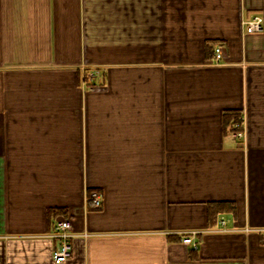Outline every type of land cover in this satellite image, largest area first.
<instances>
[{
	"label": "crops",
	"instance_id": "0c3cea01",
	"mask_svg": "<svg viewBox=\"0 0 264 264\" xmlns=\"http://www.w3.org/2000/svg\"><path fill=\"white\" fill-rule=\"evenodd\" d=\"M256 14L264 0H0V264H56L62 218L64 264H264ZM218 201L235 211L210 223Z\"/></svg>",
	"mask_w": 264,
	"mask_h": 264
},
{
	"label": "built area",
	"instance_id": "2783aa9c",
	"mask_svg": "<svg viewBox=\"0 0 264 264\" xmlns=\"http://www.w3.org/2000/svg\"><path fill=\"white\" fill-rule=\"evenodd\" d=\"M244 23L246 25V30L249 33H260L264 31V17L262 15L256 14L252 18L246 20ZM214 57L217 61L223 57L222 47H216ZM87 76L90 79H93L95 73L88 72ZM231 134L235 139L240 140L245 138L246 129L244 126L243 114H240L239 118L233 123ZM89 200L96 208L102 206V196L97 190H92L89 193ZM225 223V220L222 219L221 224L225 225ZM195 233L196 231H192V235L185 236L183 241L186 244H191L194 247H197V243L194 240ZM77 236L78 234L72 230V224L69 219L62 218L57 221L55 232L52 234V237L58 240V244L53 252V260L56 264H64L72 258L74 254V238Z\"/></svg>",
	"mask_w": 264,
	"mask_h": 264
},
{
	"label": "trees",
	"instance_id": "16d2710c",
	"mask_svg": "<svg viewBox=\"0 0 264 264\" xmlns=\"http://www.w3.org/2000/svg\"><path fill=\"white\" fill-rule=\"evenodd\" d=\"M229 118L231 120V123L233 125V123L239 118V114L238 113H230L228 114ZM92 190L89 191V193ZM236 206L231 203V202H227V201H218V202H210L208 204V218L210 223L215 220L218 216H220L222 213H224V211H235ZM59 209L57 208H51L48 210V213H58ZM261 240L264 242V237L261 236ZM195 250V249H194ZM193 251V249H192Z\"/></svg>",
	"mask_w": 264,
	"mask_h": 264
},
{
	"label": "rangeland",
	"instance_id": "374dc122",
	"mask_svg": "<svg viewBox=\"0 0 264 264\" xmlns=\"http://www.w3.org/2000/svg\"><path fill=\"white\" fill-rule=\"evenodd\" d=\"M197 234V231H196V233H195V235ZM184 236H183V238L185 237V236H191L192 235V231H190V232H188V233H185V234H183ZM194 235V236H195ZM183 241V240H182ZM184 242V241H183ZM185 243V242H184Z\"/></svg>",
	"mask_w": 264,
	"mask_h": 264
}]
</instances>
